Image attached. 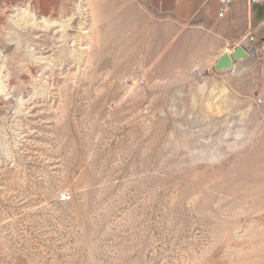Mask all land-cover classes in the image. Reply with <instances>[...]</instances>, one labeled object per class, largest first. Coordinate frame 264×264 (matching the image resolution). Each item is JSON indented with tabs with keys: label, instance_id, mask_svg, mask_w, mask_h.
<instances>
[{
	"label": "rangeland",
	"instance_id": "rangeland-1",
	"mask_svg": "<svg viewBox=\"0 0 264 264\" xmlns=\"http://www.w3.org/2000/svg\"><path fill=\"white\" fill-rule=\"evenodd\" d=\"M159 4L0 0V264H264V32Z\"/></svg>",
	"mask_w": 264,
	"mask_h": 264
},
{
	"label": "crops",
	"instance_id": "crops-1",
	"mask_svg": "<svg viewBox=\"0 0 264 264\" xmlns=\"http://www.w3.org/2000/svg\"><path fill=\"white\" fill-rule=\"evenodd\" d=\"M186 1L188 2L189 0H157V2H160V4L158 6H155V10L165 11V9L171 8L173 11L178 12L179 4L186 2ZM239 1L240 2L233 5L229 13L223 18L225 19V22H226L225 26H232L233 23H235L237 26L239 23L242 29L241 34L242 35L245 34L243 37L244 39L248 37L249 35L255 36V35L263 34L264 32V5H250L249 6L246 0H239ZM192 2H197V0H192ZM243 4H245L246 6V10H247L246 14L245 12L241 10ZM164 5H171V6L166 8L164 7ZM215 10H216V3H215ZM245 19L247 21V24H246L247 28H245L244 26ZM219 31L223 34V23L220 26ZM227 54L230 55L231 53H227Z\"/></svg>",
	"mask_w": 264,
	"mask_h": 264
},
{
	"label": "water",
	"instance_id": "water-1",
	"mask_svg": "<svg viewBox=\"0 0 264 264\" xmlns=\"http://www.w3.org/2000/svg\"><path fill=\"white\" fill-rule=\"evenodd\" d=\"M247 56V52L242 47H236L230 55L223 53L219 56L213 65V71L217 74L231 72L234 69L235 63L245 59Z\"/></svg>",
	"mask_w": 264,
	"mask_h": 264
},
{
	"label": "built area",
	"instance_id": "built-area-1",
	"mask_svg": "<svg viewBox=\"0 0 264 264\" xmlns=\"http://www.w3.org/2000/svg\"><path fill=\"white\" fill-rule=\"evenodd\" d=\"M216 3L215 15L218 19H223L231 10L233 5L238 0H213ZM247 4L250 5H264V0H246ZM70 197L63 193L60 196L61 202H67Z\"/></svg>",
	"mask_w": 264,
	"mask_h": 264
},
{
	"label": "bare ground",
	"instance_id": "bare-ground-1",
	"mask_svg": "<svg viewBox=\"0 0 264 264\" xmlns=\"http://www.w3.org/2000/svg\"><path fill=\"white\" fill-rule=\"evenodd\" d=\"M80 7V6H79ZM81 9H82V7H81ZM79 11H80V9H79ZM85 33V32H84Z\"/></svg>",
	"mask_w": 264,
	"mask_h": 264
}]
</instances>
